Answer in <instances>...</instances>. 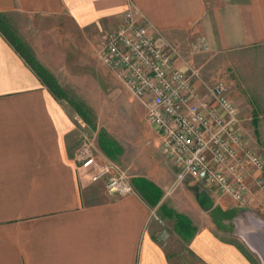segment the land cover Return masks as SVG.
<instances>
[{
    "label": "crops",
    "instance_id": "0c3cea01",
    "mask_svg": "<svg viewBox=\"0 0 264 264\" xmlns=\"http://www.w3.org/2000/svg\"><path fill=\"white\" fill-rule=\"evenodd\" d=\"M127 10L174 51L201 100L219 76L240 118H264V0H0V14L63 89L85 75L82 60L92 55L102 65L100 42ZM215 59L220 69L199 61ZM77 118L0 34V264H252L246 241L225 227L245 211L235 200L193 180L168 198L175 169L146 117L165 161L138 176L163 194L155 213L135 191L114 197L105 179L92 181L105 159L78 161ZM201 192L213 203L208 211L196 201ZM256 196L250 187L248 203ZM161 208L187 217L192 237L182 240Z\"/></svg>",
    "mask_w": 264,
    "mask_h": 264
},
{
    "label": "built area",
    "instance_id": "2783aa9c",
    "mask_svg": "<svg viewBox=\"0 0 264 264\" xmlns=\"http://www.w3.org/2000/svg\"><path fill=\"white\" fill-rule=\"evenodd\" d=\"M173 50L158 46L148 30L127 10L119 27L100 42L97 57L122 86L143 106L155 128L161 150L175 169L171 190L193 180L217 194L227 195L246 208L250 187L264 202V160L238 133L240 113L219 82L206 86L201 100L191 78L173 60ZM84 145L78 161L94 158ZM106 180L110 196L124 197L134 189L113 164L97 165L92 181ZM170 192H167L169 194Z\"/></svg>",
    "mask_w": 264,
    "mask_h": 264
},
{
    "label": "rangeland",
    "instance_id": "374dc122",
    "mask_svg": "<svg viewBox=\"0 0 264 264\" xmlns=\"http://www.w3.org/2000/svg\"><path fill=\"white\" fill-rule=\"evenodd\" d=\"M82 61V64L85 65V75H78V81L75 83L65 81V91L70 100L81 102L87 110H90L89 118L95 123L96 128L92 129L76 113L80 117L77 118L79 142L77 151L79 152L84 145L89 146L93 156H101L105 159L104 163L109 162L119 168L126 175L132 187L131 180L133 177H138L143 173L157 172L165 167V161L159 152V144L144 120L143 106L131 97L132 95L105 67L100 65L94 56L91 55L88 60ZM199 61L206 68L205 71L214 69L213 62L218 63L217 67L220 69V59L205 60L206 63L204 60ZM211 79V84L220 81L226 83L219 76ZM229 89L233 94V86ZM259 93L263 95L264 89ZM249 101L258 102L257 99L244 98L245 103ZM69 107L74 110L71 105ZM238 128L241 131L240 136L245 140L248 147L264 160V118H240ZM99 132L105 133L111 141L113 140L120 146L121 153L115 159L107 158L101 151L98 144ZM173 175L170 174L171 179L166 187L167 190L165 189L167 192L171 190ZM178 190L179 187L172 190L168 198L179 196ZM152 211L155 213L157 210L153 207ZM160 215L158 214V217ZM170 227L169 223H165L166 232H170ZM225 227L231 235L236 234L238 238L244 239L243 243H247L253 251H250V257L255 264H264V202L261 198L256 196L253 204L248 203L245 211L237 214L236 218L228 222ZM180 237L182 240L185 239Z\"/></svg>",
    "mask_w": 264,
    "mask_h": 264
},
{
    "label": "trees",
    "instance_id": "16d2710c",
    "mask_svg": "<svg viewBox=\"0 0 264 264\" xmlns=\"http://www.w3.org/2000/svg\"><path fill=\"white\" fill-rule=\"evenodd\" d=\"M0 34L4 36L6 41L14 48L55 98L67 102L92 129L96 128L95 123L89 118L90 110H87L81 102H75L68 98L65 89H63L54 76L40 64L32 50L16 35L9 21L2 14H0ZM98 144L101 151L109 159L113 160L121 153L120 146L113 140L111 141L103 132H99ZM131 184L134 191L138 193L151 208L158 205L162 197V192L154 183L143 177H134L131 180ZM161 211L163 214L167 215L169 219L174 220V229L179 236L185 239H190L192 237V226L187 217L165 208H161ZM246 257L252 264H255L250 255L246 254Z\"/></svg>",
    "mask_w": 264,
    "mask_h": 264
},
{
    "label": "water",
    "instance_id": "95a60500",
    "mask_svg": "<svg viewBox=\"0 0 264 264\" xmlns=\"http://www.w3.org/2000/svg\"><path fill=\"white\" fill-rule=\"evenodd\" d=\"M196 201L204 211L210 210L213 204L205 192H201L200 194H198L196 196Z\"/></svg>",
    "mask_w": 264,
    "mask_h": 264
}]
</instances>
